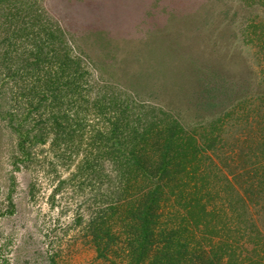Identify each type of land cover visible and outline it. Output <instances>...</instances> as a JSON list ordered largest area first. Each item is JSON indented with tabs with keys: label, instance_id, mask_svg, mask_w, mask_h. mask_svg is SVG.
<instances>
[{
	"label": "rangeland",
	"instance_id": "374dc122",
	"mask_svg": "<svg viewBox=\"0 0 264 264\" xmlns=\"http://www.w3.org/2000/svg\"><path fill=\"white\" fill-rule=\"evenodd\" d=\"M36 7L47 12V24L65 31L62 45L81 58L95 87L73 108L68 100L44 101L42 119L68 114L86 126L85 134L64 137L50 120L30 168H15L14 138L5 132L0 264H131L124 223L113 225L117 236L109 245L93 231L98 211L113 203L117 168L106 161L104 175L88 169L99 164L91 137L108 131L127 104V121L142 135L147 130L149 140L173 127L199 145L214 136L200 145L206 196L195 215L213 220V210L236 222L249 233L239 240L236 264H264V0H37ZM99 96L118 104L107 100L109 108L98 111ZM149 255L140 264H153ZM194 257L192 264H203Z\"/></svg>",
	"mask_w": 264,
	"mask_h": 264
},
{
	"label": "trees",
	"instance_id": "16d2710c",
	"mask_svg": "<svg viewBox=\"0 0 264 264\" xmlns=\"http://www.w3.org/2000/svg\"><path fill=\"white\" fill-rule=\"evenodd\" d=\"M36 5L37 0H0V150L3 136L11 135L14 140L10 156L18 170L19 166H32L33 149L45 141L50 120L64 137L67 131L72 136L75 132L81 137L85 134L86 126L68 114L42 119L40 110L44 101L52 98L60 104L68 100L73 108L81 94L92 92L95 87L81 58L62 45L65 31L57 24H47V12L42 9L43 13ZM35 98L39 100L35 102ZM106 101L109 105L118 104L112 98L99 96L94 103L98 111L107 106ZM128 109L127 104L117 113L108 131L102 129L91 137L99 164L88 165V169L97 167L94 172L104 175L102 163L109 161L113 170L117 168L118 177L111 195L113 203L107 210L101 208L94 220L96 238L109 245V239L117 236L113 225L122 222L126 236L123 251L127 258L131 257V264H140L150 253L153 264H179L183 260L184 264H192L196 255L203 264H224V256L228 254L230 264H236L239 240L249 233L231 219H220L213 210L210 211V215H216L213 220L195 215L206 196L200 191V179L205 173L200 145L209 144L210 139L212 143L214 136L209 139L205 136V143L199 145L194 137L180 138L173 127L171 133L149 140L147 130L142 135L139 125L127 121ZM179 174L182 178L177 179ZM101 195L105 197L106 193ZM7 201H13L11 194ZM213 204L221 209V203ZM168 208L173 210L167 215L161 212ZM168 215L170 219L164 218ZM159 224L160 234L155 232ZM192 242L199 245L194 247L195 251L191 249ZM204 245H209L210 250Z\"/></svg>",
	"mask_w": 264,
	"mask_h": 264
}]
</instances>
